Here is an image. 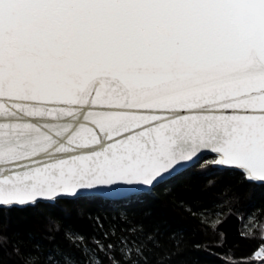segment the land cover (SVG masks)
Segmentation results:
<instances>
[{"label": "snow or ice", "instance_id": "1", "mask_svg": "<svg viewBox=\"0 0 264 264\" xmlns=\"http://www.w3.org/2000/svg\"><path fill=\"white\" fill-rule=\"evenodd\" d=\"M195 167L264 187V0H0V211L122 206L90 233L0 225V253L189 264L187 227L147 222L133 205ZM234 199L177 204L219 237L222 212L210 209ZM240 264H264V242Z\"/></svg>", "mask_w": 264, "mask_h": 264}, {"label": "trees", "instance_id": "2", "mask_svg": "<svg viewBox=\"0 0 264 264\" xmlns=\"http://www.w3.org/2000/svg\"><path fill=\"white\" fill-rule=\"evenodd\" d=\"M228 183L234 186V192H229L227 197L219 196L220 190ZM213 184L215 187H212ZM233 196L235 199L230 206L210 209L212 212H222L220 219L216 220V224L220 225L219 237L211 231H204L198 218L190 216L177 204L178 200L183 199L211 205L218 197L227 199ZM121 207L118 203L110 202L44 203L37 208L0 211V225L8 232L32 231L41 237L45 223L54 221L90 233L97 218L106 226L116 223ZM133 207L138 214L150 210L151 216L147 222L167 221L187 227L189 250L183 258L189 264H240L264 242L261 239L264 237V187L238 183L233 174L221 172L219 168L201 170L195 167ZM192 241L199 242L201 248L192 249ZM0 261L2 264H17L15 257H9L7 250L0 253Z\"/></svg>", "mask_w": 264, "mask_h": 264}, {"label": "water", "instance_id": "3", "mask_svg": "<svg viewBox=\"0 0 264 264\" xmlns=\"http://www.w3.org/2000/svg\"><path fill=\"white\" fill-rule=\"evenodd\" d=\"M209 158H211V157L210 156H205L203 159L207 160ZM20 208H25V207L21 206Z\"/></svg>", "mask_w": 264, "mask_h": 264}]
</instances>
